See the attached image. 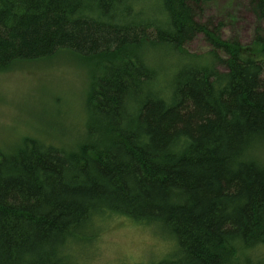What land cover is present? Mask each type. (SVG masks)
<instances>
[{
    "label": "trees",
    "instance_id": "1",
    "mask_svg": "<svg viewBox=\"0 0 264 264\" xmlns=\"http://www.w3.org/2000/svg\"><path fill=\"white\" fill-rule=\"evenodd\" d=\"M160 1L161 26L140 0H0V72L68 54L89 80L75 149H0V264H70L118 216L168 233L150 264H264V34L221 41L192 17L208 0Z\"/></svg>",
    "mask_w": 264,
    "mask_h": 264
},
{
    "label": "rangeland",
    "instance_id": "2",
    "mask_svg": "<svg viewBox=\"0 0 264 264\" xmlns=\"http://www.w3.org/2000/svg\"><path fill=\"white\" fill-rule=\"evenodd\" d=\"M160 2L140 0L137 11L146 21L153 20L161 26L166 14L163 15ZM192 9L194 22L217 34L221 41L249 47L255 35L264 34V20L255 18L249 0H208ZM181 48L195 56H207L212 51L203 33L184 40ZM152 53L155 63L169 66L170 59H165L163 49H153ZM217 54L226 59L222 51ZM180 62L174 55V72ZM216 69L226 72L220 64ZM87 75L83 65L68 54L0 72V149L6 151L30 139L44 148L75 149L86 120ZM118 217L109 219L87 246H74V255L68 253L69 263L150 264L169 253L165 242L168 233L163 227L140 225ZM171 247L174 251V244Z\"/></svg>",
    "mask_w": 264,
    "mask_h": 264
}]
</instances>
